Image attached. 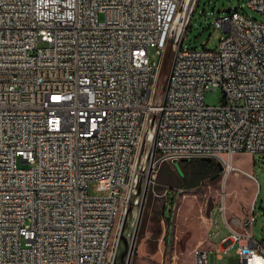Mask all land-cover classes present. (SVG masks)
I'll return each mask as SVG.
<instances>
[{
    "label": "built area",
    "instance_id": "1",
    "mask_svg": "<svg viewBox=\"0 0 264 264\" xmlns=\"http://www.w3.org/2000/svg\"><path fill=\"white\" fill-rule=\"evenodd\" d=\"M197 4L0 0V264H113L126 195L163 162L211 157L258 182L232 158L264 152V21L231 8L213 21L217 47L185 48ZM247 4L264 14V0ZM217 88L222 102L207 104ZM218 210L217 250L236 243L240 264H264L255 205Z\"/></svg>",
    "mask_w": 264,
    "mask_h": 264
},
{
    "label": "rangeland",
    "instance_id": "2",
    "mask_svg": "<svg viewBox=\"0 0 264 264\" xmlns=\"http://www.w3.org/2000/svg\"><path fill=\"white\" fill-rule=\"evenodd\" d=\"M211 7L215 10H211ZM227 7H238L240 11L264 21V14L249 7L247 0H198L183 47H217L224 30L215 27L213 21L223 13L217 9ZM174 53V48L169 44L158 83V89L162 91L166 87ZM150 56L155 57L154 48L150 49ZM222 99L223 91L220 88L205 92L207 104L218 105ZM232 162L233 165L251 171L258 182L244 173L230 172L226 176L222 169L216 176L207 175L194 185L198 165L194 159L163 162L157 166L143 203L135 249L129 264H193L195 247L210 249L207 255L209 264H240L236 243L227 251L217 250L220 237L229 232L218 210L223 200L226 202L227 213L239 217L246 216L255 205L251 232L255 239L264 244V152H237ZM126 196L115 229L112 259L120 246L121 229L129 212L131 193ZM133 201L132 217L128 218L129 231L135 226L139 194ZM216 215L218 222L215 221ZM217 224L221 232L216 236L219 230Z\"/></svg>",
    "mask_w": 264,
    "mask_h": 264
},
{
    "label": "water",
    "instance_id": "3",
    "mask_svg": "<svg viewBox=\"0 0 264 264\" xmlns=\"http://www.w3.org/2000/svg\"><path fill=\"white\" fill-rule=\"evenodd\" d=\"M232 7H227L224 9H217V11H222V12H229ZM211 10H215L214 7H211ZM204 160L210 161L212 158L211 157H204ZM220 168L222 169V164H220ZM150 179V173L148 177L145 179L143 176H141L138 180V182L135 185V190L131 192V198L129 200V212L127 216H125L124 223L121 229V234H120V246L116 251V254L113 259V264H129L131 260V256L134 252L135 249V237H136V231L137 227L140 221L141 217V212H142V207L143 203L145 200V197L147 195V190H148V180ZM139 194V206H138V214L136 217L135 221V226L133 229H130V225L128 223V218L132 217V210L134 208V197Z\"/></svg>",
    "mask_w": 264,
    "mask_h": 264
},
{
    "label": "trees",
    "instance_id": "4",
    "mask_svg": "<svg viewBox=\"0 0 264 264\" xmlns=\"http://www.w3.org/2000/svg\"><path fill=\"white\" fill-rule=\"evenodd\" d=\"M191 160V159H190ZM194 161L198 164L197 165V174L196 179L193 182V184H198L199 181L204 178L205 176H216L221 172L220 168V162L214 158H212L210 161L204 160L203 158H197L194 159ZM223 168V167H222Z\"/></svg>",
    "mask_w": 264,
    "mask_h": 264
},
{
    "label": "bare ground",
    "instance_id": "5",
    "mask_svg": "<svg viewBox=\"0 0 264 264\" xmlns=\"http://www.w3.org/2000/svg\"><path fill=\"white\" fill-rule=\"evenodd\" d=\"M176 29H177V27H176ZM176 33H177V31H176ZM230 172H228L227 174H226V176L229 174ZM235 174H238L237 172H234ZM133 188H134V184L130 187V193L132 192V190H133Z\"/></svg>",
    "mask_w": 264,
    "mask_h": 264
}]
</instances>
